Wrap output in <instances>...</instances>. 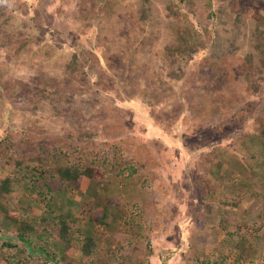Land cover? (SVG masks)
Returning <instances> with one entry per match:
<instances>
[{
	"label": "rangeland",
	"instance_id": "obj_1",
	"mask_svg": "<svg viewBox=\"0 0 264 264\" xmlns=\"http://www.w3.org/2000/svg\"><path fill=\"white\" fill-rule=\"evenodd\" d=\"M190 1L189 9L179 5L171 7L175 12V15H171L164 0H149L145 5L143 0H0L1 80L26 82L25 87L21 86L29 96L24 101L26 111L28 104L36 99V86L41 84L42 87L45 80L51 81L53 88L60 92V98H63V102L57 105L58 113L49 124L51 126L45 127L44 122H41L36 125L37 128L31 129L30 135L39 134L41 128L48 129L50 146L55 152L65 151L69 145L80 141L95 143L104 153L109 147L108 140L103 136L110 133L113 127L117 128L120 139H128L125 142L120 140L122 144L119 145L120 168L123 169L125 180L116 179L107 188L92 183L81 184L78 188L64 186L66 191L59 195L63 198L60 200L61 207L68 208V213L76 222V229L87 231V213L94 207L102 209L99 199H121L127 208L125 221L149 228L146 232L148 241L142 240L138 244L143 249L146 248L145 244H149V264H185L184 259L194 254L204 256L217 248L227 253L228 249L221 244L225 232L229 231L235 236L241 230L240 235L245 234L249 242L254 235L264 231V218L249 219L229 208L219 210L218 200L211 203L214 207L207 218L202 214L197 216V220L190 217L196 205L193 201L194 174L200 173L201 176L205 173L203 181L198 183L201 186L209 189L213 185L216 192L219 189L215 183L220 181L217 179L216 182L209 169L212 167L214 170L215 157L210 155V151L215 144L232 145L231 149L239 152L235 158L240 177H230L228 180L233 193H240L237 200L244 202L256 195L257 189L252 184L244 187V171L252 168V161L262 158L263 151L257 142L250 144L243 139L242 133L249 125L243 126L241 123L236 128L231 126L241 116L252 112L248 111V104L252 103L250 109L254 103L256 105L258 96L247 94L251 83L255 81L259 86L263 84V74L255 69L258 65L255 44L259 43L255 30L259 27L264 30V21L261 22L264 20V3L255 5L244 0ZM27 2H32L34 6L26 5ZM206 6L213 14L207 19L202 17ZM144 7L148 10L145 22L140 19ZM237 16L243 20V27H239L236 22ZM88 22L93 30L97 26L100 29L97 27V31L91 32L86 38L83 32L81 34L79 25ZM234 27L242 32L237 40L240 50L235 52L233 58H223L222 62L231 64L233 61L242 76L238 75L237 79L228 81L219 89L208 85V82L224 65L209 56L214 39L231 37ZM182 33L193 38L197 51L190 62L174 53L176 63L169 67L167 48L171 51L177 48V37ZM69 43L84 49L90 65L80 61L82 65L76 71L66 68L72 52ZM124 47L130 52L124 53ZM249 53L255 54V57L247 62L245 60ZM81 71H85V75L81 76ZM170 72L177 76L183 75L182 80L169 77ZM136 73L142 75L140 79H131L130 76ZM246 73L251 76L250 79L245 78L248 75ZM95 92L112 98L114 102L98 98ZM148 100L153 104L149 105ZM214 100H229L233 107H225L222 112L229 117L234 114L235 117L222 123L220 113L214 106L209 109L212 115L204 116V110ZM258 108L252 113L264 117V108ZM8 112L4 114L5 119ZM47 112L54 116L49 110ZM27 115L23 113L21 119L25 121ZM5 119L0 124L3 129L12 132L11 138L15 139L14 133L19 131L14 124L4 122ZM120 121L128 126L126 131L118 129ZM174 121V128L165 127L166 123L172 124ZM251 133L252 128H248L245 134L248 136ZM85 134L92 136L87 138ZM245 144L249 152H255L257 158L252 154L248 158ZM19 145L23 146L24 143ZM144 145L154 154L150 161L156 164L155 170L151 171L150 176L147 171H136L133 177L127 178L126 169L135 166V162L130 164L129 161L132 160L133 151ZM31 152L29 149L25 156H30ZM59 153L56 152L57 155ZM36 163H28L35 168L34 175H44L45 162ZM8 170L7 166L1 169L0 178ZM245 174L248 175L247 172ZM44 178H47L46 175ZM47 180L53 188L58 189L60 186L62 190L63 184L59 181L53 178ZM140 189L144 197H140ZM18 192L22 196L27 195L23 187H19ZM216 192L214 200L218 196ZM90 193L93 195L92 202L89 198L84 202V196ZM78 197H82L81 201ZM14 199L18 200L19 195L16 194ZM71 200H77L82 206L72 207L74 202ZM15 204L19 207L17 201L13 207ZM39 204L30 203L32 208L28 212L29 217H46L41 212L43 204ZM199 219L207 227L203 241L198 236V224H202L201 221L198 223ZM238 235L233 239L238 241ZM112 239L114 242L121 240L126 243V239L119 234H114ZM189 248L194 251L188 253ZM245 251L250 252V249L247 247ZM72 256L78 261L80 253L76 251Z\"/></svg>",
	"mask_w": 264,
	"mask_h": 264
},
{
	"label": "trees",
	"instance_id": "obj_2",
	"mask_svg": "<svg viewBox=\"0 0 264 264\" xmlns=\"http://www.w3.org/2000/svg\"><path fill=\"white\" fill-rule=\"evenodd\" d=\"M244 1L254 3L255 5L264 3V0ZM148 2L149 0H143L144 5ZM28 4L31 7L34 6L32 2H27L26 5ZM164 4L169 14L175 15L173 9H170L171 7L179 5L186 6L187 9H189L191 1L164 0ZM210 5L211 4H209V6ZM34 11L36 12V10ZM147 13L148 10L146 7L141 9V21H146ZM203 13L204 15H202V17L204 16L205 19L213 16L209 7H207V10ZM263 21L264 20L261 22ZM236 22L239 24V27H243L242 25L244 23L240 16L236 17ZM89 23L90 22H88V24L79 25L81 27V34L83 32L86 38L91 35V32L93 34L97 31L98 27L97 26L95 30H93V26ZM255 31H257L259 42L255 44L257 49L256 59L258 60V65L255 69H257L258 73L263 74L261 77L263 84L261 83L259 86L253 81L250 86L251 89L247 92L250 96H258L256 105L254 103L251 109L250 106L252 103L248 104V111L250 110L252 112L257 111L258 107L264 108V88L261 89V87L264 86V30L259 27ZM234 32H236L235 35ZM241 33V30L234 27L231 37H217L214 39V47L212 46L213 49L209 57L210 59L212 58L222 63L224 67L222 69L218 67L221 71L215 76L210 77L208 85L217 86L221 89L228 81L237 79L238 75L242 76V72L233 64V61L231 64L225 61L222 62L223 58L225 59L229 56L233 58L235 52L240 50L237 40ZM59 35L60 34H57L56 36ZM139 42L140 40H138V43ZM194 45L195 43H193L192 37L185 36L184 33L180 34V36L178 35L177 48L173 51L167 48L169 51V67L176 63V59L173 57L174 53L184 57L187 62H190L197 51V47L195 48ZM69 46L72 52L66 68L68 67L70 71H76L78 66L82 65L80 64L81 62H84V65H90L87 57L88 54L83 48H77L75 45H71V43H69ZM122 51H124V53L127 51L130 52L127 47H124ZM117 57L119 58V56ZM253 57H255V54L249 53L245 61L250 62ZM233 60L235 61V59ZM83 75H85V71H81V76ZM141 76L142 75L139 73H136L131 75L130 78L137 80L140 79ZM169 77L177 78L178 81H181L183 75L177 76L173 72H170ZM1 78L2 74L0 72V121L3 118L5 119L4 114L9 111L4 122L14 124L19 132H15L16 138L12 139V132L3 129L1 126L2 124H0V170L5 166L9 168L8 173L0 178V264H149L148 257L151 253L149 244H145V249L138 245L139 242H143L142 240L148 241L146 239V232L149 228L142 224L133 225L125 221L127 208L126 204L123 203L121 199H116L114 197L103 198V200L99 199L100 202L102 201V209L98 210L94 207L92 210L88 211L86 216L87 219H85L87 220V231L76 229V222L68 213V208L61 207L60 205V200H63V198L59 195H61L60 193L62 191H66V187L64 186L78 188L81 184L92 183L95 185L101 184L107 188L113 185L116 179L125 180L123 178V169L120 168L121 156L119 145L122 144V141L125 142L128 141V139H120L118 137L117 128L113 127L110 133H105L103 136L105 140H108L107 146L109 149L106 150V152L103 153L102 150H99L98 145L95 143L78 141V143L74 145H69L70 147L65 151H56L57 153L60 152L59 155H57L56 152L51 149V138L47 135L48 129L45 130L41 128V131L37 135L31 136L30 133L31 129L37 128L36 125H39L41 122H44L45 127L51 126L49 124L54 121L53 119L58 113L57 105L63 102V98H60V92L53 88L51 81L45 80L42 87L40 86L41 84L36 86L34 92V97H36V99L34 102L32 101L33 103L28 104L26 111L24 110V105L26 104H24V101L29 96L27 92L22 90L26 82H19L14 79L2 81ZM245 78L250 79L251 76L248 74ZM95 94L98 98L105 99V101L109 103L114 102L112 98L100 92H98V94L95 92ZM147 103L149 105L153 104L151 100H148ZM212 103L214 104L212 105ZM212 103L204 110V116L208 117L211 114L209 109L214 106L220 113L219 119L222 123L230 121L235 117L234 114L229 117L227 113L222 112L225 107H233V104L229 100H214ZM7 106L10 107L9 110L6 109ZM48 110L50 113H54V116H51L47 112ZM25 112L28 115L26 120L23 121L21 115ZM252 112H249L247 115L245 114L243 117L241 116L239 121L233 123L234 125L231 127L236 128L238 127L237 125H241V123L243 126L249 125L245 128H252V133L246 136V129V131L242 133L243 139L250 144L257 142L263 151L261 155L262 158H260L259 161H252V168L248 170L245 169V171L243 170L247 179L245 178L244 184H242L244 187H248L251 184L256 187V195H253L250 200L244 202H240V199L237 200L240 193H233V188L228 185V180L230 177H240L238 175L239 170L237 169L238 163L235 158L236 155H239V152L232 150V145L220 144L219 147L215 144V146L211 147L212 151H210V155L213 154L215 157L214 170L212 167L209 169L212 172V177L216 178V182L217 179L220 181L219 183H215L219 186V189L216 192L215 186L213 185L209 187V189L206 186H201L198 183L203 181L202 177H204L203 174L205 173H202L201 176L200 173L194 174L195 177H192V185L195 191L193 201L196 205L194 212L191 213V219L195 218V220H197V216L200 214H202L204 218H207L212 213L214 207L211 203L216 200H218L217 206L219 210L229 208L234 212L241 213V216L248 217L249 219L264 218V117ZM120 125L118 129L122 128L126 131L128 127L126 123L120 121ZM174 126H176V121L172 124L166 123L165 125L168 129H172ZM91 136L92 134L86 135L87 138ZM235 142L236 138L233 139V143ZM19 143L22 145L24 143V145L20 146ZM26 144L29 146L26 147ZM246 147L248 148L247 144H245V148ZM92 148L95 149L96 152ZM247 148L245 154L248 155V158H251L250 154H252L254 158H257L256 155H254L255 152H249ZM29 149L32 150L30 154L31 157H26L25 155ZM16 152L19 153L17 154ZM33 154L34 158H32ZM153 155V152L147 149L145 145L135 148L131 156L132 160H129L130 164L131 162H135V166L133 168L129 166L126 169L128 172L127 178L133 177L136 171H147L149 176L152 175L151 171L156 168V164L150 161ZM38 161H44L46 164L44 175L41 173L38 176L34 175L33 171L35 168L28 164H34ZM39 162L36 164H39ZM50 165L52 166L51 168ZM201 171L205 172L204 170ZM245 172H247L248 175L245 174ZM215 173L221 175L222 178L216 176ZM45 175L47 178H44ZM199 177H201V179L198 180ZM51 178L63 184L62 190L60 186L58 189H55L51 182H47V179ZM149 180L152 181V178L150 177ZM223 184H227V186L225 185L226 187H223ZM19 187L25 189L27 193L26 196L24 195L25 197L18 192ZM215 192L218 196L214 200L213 197ZM16 194L19 195L18 200L14 199ZM139 194L141 195L140 197H144L141 189L139 190ZM198 195L199 198H197ZM88 198L92 202L93 195L90 193L84 196V202H86ZM78 199L81 201L82 197H78ZM15 201L18 202L19 207H17L16 204L15 207H13ZM71 201L74 203L76 202V204L73 203L72 207L79 208L82 206L77 200ZM31 202L43 204L41 212L46 217H29L28 212L32 208L30 205ZM254 202H256V204H253ZM95 205L97 206L99 204ZM200 221L199 219L198 223ZM201 223L202 224H198L200 228L197 230H199V239L203 241V237L207 235V227H205L206 225L203 221H201ZM239 229L240 227H238V230ZM240 231L241 230L238 231L239 235L236 234L238 235V241L233 239L236 235L234 236V234L229 231L225 232V239L221 244L222 247L224 246L228 249L227 253H225L222 248H217L204 256L199 254L197 256L194 254L193 257L184 259L185 264H264V231L254 235V238H251L249 242L248 239L245 238V234L240 235ZM114 234L121 235L126 239V243H122L121 240L114 242L112 239ZM5 236H9L10 238L5 239ZM245 244H248L247 247L250 249V252L245 251L247 248L244 247ZM76 251L80 253L78 261L74 260L72 256ZM191 251V248L187 250L188 253Z\"/></svg>",
	"mask_w": 264,
	"mask_h": 264
}]
</instances>
